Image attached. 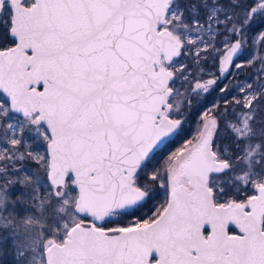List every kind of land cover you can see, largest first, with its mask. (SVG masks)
<instances>
[{"label": "snow or ice", "instance_id": "1", "mask_svg": "<svg viewBox=\"0 0 264 264\" xmlns=\"http://www.w3.org/2000/svg\"><path fill=\"white\" fill-rule=\"evenodd\" d=\"M262 21L264 0H0L15 264H264Z\"/></svg>", "mask_w": 264, "mask_h": 264}, {"label": "trees", "instance_id": "2", "mask_svg": "<svg viewBox=\"0 0 264 264\" xmlns=\"http://www.w3.org/2000/svg\"><path fill=\"white\" fill-rule=\"evenodd\" d=\"M196 114L193 112L187 124L184 125V132L179 139H185L193 128ZM178 139V140H179ZM177 144V143H176ZM174 146V145H173ZM5 234L0 233V264H15L13 255L12 239L4 238Z\"/></svg>", "mask_w": 264, "mask_h": 264}, {"label": "rangeland", "instance_id": "3", "mask_svg": "<svg viewBox=\"0 0 264 264\" xmlns=\"http://www.w3.org/2000/svg\"><path fill=\"white\" fill-rule=\"evenodd\" d=\"M257 31H264V21H262V22H260L259 24L256 25V31H254V32L252 33V35H253V36L256 35V32H257ZM200 111H202V109H201ZM195 114H196L195 119H197V118H198V117H197V113L195 112ZM195 121H196V120H195ZM195 127H196V124H195V122H194V124H193V128H192L191 132L188 134V136H187L185 139H189V138H191V135H192V134L194 133V131H195ZM185 139H179V140L177 141V144H175L173 147H178L181 143H183V141H184Z\"/></svg>", "mask_w": 264, "mask_h": 264}]
</instances>
